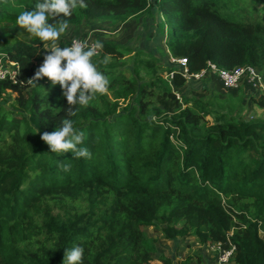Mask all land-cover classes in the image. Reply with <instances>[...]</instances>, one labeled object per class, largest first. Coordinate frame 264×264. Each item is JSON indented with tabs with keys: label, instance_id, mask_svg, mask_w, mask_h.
<instances>
[{
	"label": "trees",
	"instance_id": "1",
	"mask_svg": "<svg viewBox=\"0 0 264 264\" xmlns=\"http://www.w3.org/2000/svg\"><path fill=\"white\" fill-rule=\"evenodd\" d=\"M221 1L156 0L170 57L187 59L190 74L211 63L225 70L251 66L264 77V14L237 19L222 12ZM9 2L0 0V22L18 27L19 12ZM85 3L68 18L69 26L124 24L152 10L150 0ZM131 52L103 43L92 62L108 78V91L87 107L75 105V115L67 117L58 84L47 78L37 87L27 84L46 55L41 41L0 44L23 81L0 82V264H63L65 249L77 245L84 249L82 264H171L157 258L149 227L169 240L194 237L202 245L230 239L236 264H264V121L224 111L220 98L217 107L205 98H178L190 84L219 81L212 72L186 79L179 65L160 71L158 59L144 58L143 51L135 53L131 77L107 63ZM142 69L148 79H141ZM9 91L25 113L1 106ZM251 100L264 109V93ZM62 118L83 132L80 147L91 158L51 153L40 139ZM191 262L188 257L179 264Z\"/></svg>",
	"mask_w": 264,
	"mask_h": 264
},
{
	"label": "rangeland",
	"instance_id": "2",
	"mask_svg": "<svg viewBox=\"0 0 264 264\" xmlns=\"http://www.w3.org/2000/svg\"><path fill=\"white\" fill-rule=\"evenodd\" d=\"M35 0H10L8 8H14L17 12L23 10H33ZM152 4L151 13H144L138 17L130 19L124 24H116L111 21L101 23L84 22L80 26H69L65 34H62L58 40L60 47H68L73 39H89L92 43L100 41L102 43H115L121 47L131 49V53L127 54L123 59L114 60L107 58V63L115 64L119 70H122L127 77L133 76L134 56L137 51H143L144 58L150 59L153 55L158 59L160 71H166V66L172 64L171 57L167 51V25L164 18L156 5V0H150ZM253 0H222V12L226 15H233L237 19L244 16L252 18V16L261 13L258 8H263L264 4L254 5ZM31 38L29 34L24 35V30L19 27L10 25L9 23L0 22V44L9 42L14 43L17 40ZM100 54L94 56L93 59H99ZM141 79H148L145 69H142ZM165 74V73H164ZM215 80V81H214ZM199 83L190 84L187 92L179 94L182 97H200L209 99L212 106L217 107V99L220 98L224 102V111L230 114H241L246 120H249L250 113L254 111V117L259 121H264V109L254 104L251 96H259L263 92L259 89L246 86L238 91H226L223 89L217 79ZM212 82H216L218 87L213 86ZM111 96V95H110ZM115 99V96H111ZM17 94L9 91L1 102L8 111L19 116L25 113L17 104ZM219 101V100H218ZM124 100H120L121 105H125ZM147 236L155 240L158 249V257H165L171 260V264H179L188 257L192 258L191 264H215V256L209 245L200 244L194 237H179L175 240H169L165 237L159 228L149 227ZM264 237V234H262ZM152 264H165L161 260H155Z\"/></svg>",
	"mask_w": 264,
	"mask_h": 264
},
{
	"label": "clouds",
	"instance_id": "3",
	"mask_svg": "<svg viewBox=\"0 0 264 264\" xmlns=\"http://www.w3.org/2000/svg\"><path fill=\"white\" fill-rule=\"evenodd\" d=\"M87 7L85 0H35L33 10H23L16 18V25L43 44L46 55L27 84L37 87L38 82L47 78L51 85L61 87L66 99L67 117L75 115V105L87 107L98 95L108 91L109 80L92 62V58L103 49V43L73 39L71 46L60 47L58 40L69 28L68 18L77 8ZM49 21H54L50 23ZM39 129H37V133ZM40 139L51 153L71 152L73 159L91 158L83 143V132L74 128L73 121L62 118L60 126L53 132H44ZM59 167L68 172L70 164ZM84 249L73 246L65 249L63 264H82Z\"/></svg>",
	"mask_w": 264,
	"mask_h": 264
},
{
	"label": "built area",
	"instance_id": "4",
	"mask_svg": "<svg viewBox=\"0 0 264 264\" xmlns=\"http://www.w3.org/2000/svg\"><path fill=\"white\" fill-rule=\"evenodd\" d=\"M79 40H86L89 44L92 43L89 39ZM69 46H71V44ZM171 61L173 64L181 67V70L179 71L186 79L194 78L196 80H201L207 76L208 72H212L218 76L226 91L239 89L244 83H246L249 87L251 86L254 89H259L264 93V77L262 73L254 67L240 66L233 70H225L209 63L208 69H205L198 74H190L187 67V59H175L171 57ZM173 77L174 73L170 75L169 79L172 80ZM7 80L16 85H23L18 64L12 61L7 55L0 53V82ZM178 98H180L179 94ZM232 235L233 233H230V236ZM209 247L211 251L216 254L214 258L215 264H236L235 258L237 255V248L230 239H228L227 244L215 243L210 244Z\"/></svg>",
	"mask_w": 264,
	"mask_h": 264
},
{
	"label": "crops",
	"instance_id": "5",
	"mask_svg": "<svg viewBox=\"0 0 264 264\" xmlns=\"http://www.w3.org/2000/svg\"><path fill=\"white\" fill-rule=\"evenodd\" d=\"M169 56H170V53H169ZM212 80H214V78H212ZM214 81H215V80H214ZM219 81H220V80H219ZM219 81H218V82H219ZM212 83L214 84L213 86H215V84H216V86L218 87V85H217V83H216V82H212ZM219 83H220L221 87L223 88V86H222L221 82H219ZM216 86H215V87H216ZM223 89H224V88H223ZM183 91H184V90H183ZM184 92H187V88L185 89V91H184ZM253 112H254V111H252V112L250 113V117H251V115H252V114H255V113H253Z\"/></svg>",
	"mask_w": 264,
	"mask_h": 264
},
{
	"label": "water",
	"instance_id": "6",
	"mask_svg": "<svg viewBox=\"0 0 264 264\" xmlns=\"http://www.w3.org/2000/svg\"><path fill=\"white\" fill-rule=\"evenodd\" d=\"M253 117H254V114L251 115V118H253Z\"/></svg>",
	"mask_w": 264,
	"mask_h": 264
}]
</instances>
